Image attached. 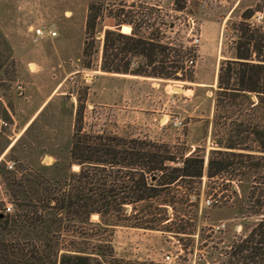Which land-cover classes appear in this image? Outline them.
<instances>
[{
    "label": "rangeland",
    "instance_id": "374dc122",
    "mask_svg": "<svg viewBox=\"0 0 264 264\" xmlns=\"http://www.w3.org/2000/svg\"><path fill=\"white\" fill-rule=\"evenodd\" d=\"M263 3L0 0V167L53 173L41 166L66 161L77 132L81 137L111 136L167 144L176 160L182 153L197 152L204 156L205 167L212 150L225 151L230 143L258 149L254 135L243 133L247 138L241 141L235 130L236 123L259 120V110L250 104L256 95L249 93V99L239 96L238 105L230 106V100L219 97L217 90L219 70L222 65L227 70L226 62L234 56L238 34L234 26L244 11L251 10L247 22L262 25L264 30ZM89 16H94L95 25L87 29ZM123 21L126 24L117 28L116 23ZM124 25L128 32L122 31ZM36 29L42 31L41 36L35 34ZM133 29L177 49L181 68L164 78L158 63L146 66L143 57L127 52V40L119 33L128 35ZM109 31L115 33L107 38ZM107 64L119 70H103L102 65ZM135 71L138 74H133ZM172 85L187 92L178 93ZM219 98L224 106L218 104ZM161 116L163 121L167 118L163 124ZM72 170L78 171L80 166L73 164ZM106 170L111 173L109 180L117 178L116 168ZM125 172L121 169L117 175ZM177 184L170 186L169 196H186L187 203L159 206L158 216L174 218L171 223L159 222V229L176 231L183 218L186 234L105 226L100 216L97 223V214H92L90 222L96 226L86 225L91 234L87 251L96 257L90 264H219L217 255L204 261L208 252H216L211 239L203 237L207 228L224 223V232L214 238L220 241V249L244 233L240 224L245 220L233 209L235 197L230 191V185L237 189L241 184L238 177L226 172L213 178L203 174L201 179ZM207 200L214 203L208 207ZM0 201L4 208L12 204L14 211L1 174ZM148 203H127L119 216L139 215ZM115 218L107 216L104 222L126 223ZM166 253L173 256L170 263L163 262Z\"/></svg>",
    "mask_w": 264,
    "mask_h": 264
},
{
    "label": "trees",
    "instance_id": "16d2710c",
    "mask_svg": "<svg viewBox=\"0 0 264 264\" xmlns=\"http://www.w3.org/2000/svg\"><path fill=\"white\" fill-rule=\"evenodd\" d=\"M251 16V10L244 11L241 21L234 26L238 33L234 56L227 60V70L223 65L219 70L217 91L219 97L230 100V106L238 105L239 96L249 99V93L256 95V101L250 99V104L259 110V120L236 123L235 130L241 141L247 138L243 133L254 135L258 149L238 148L230 143L225 151L212 150L205 167L204 156L197 152L182 153L176 160L167 144L111 136L81 137L77 132L66 161L41 166L53 173L0 167L2 182L14 205L13 212H6L4 202L0 201V264H90L96 257L87 251L91 234L86 225L96 226L90 222L92 214H98L105 226L186 234L187 222L183 218L179 219L184 222L182 227L176 231L159 229V222L174 220L168 215L158 216L159 206L187 203L186 196H169L170 186L201 179L203 174L213 178L224 172L238 177L241 183L237 189L230 185V191L235 197L233 209L245 220L240 224L244 233L219 249L220 241L214 238L224 230L207 228L203 238L211 239L216 254L208 252L204 261H212L217 255L219 264H264V30L262 25L247 22ZM123 23L126 24L117 22V28ZM94 25V16H89L87 29ZM122 31L128 32L129 27L124 25ZM112 33L115 32H107V38ZM119 36L127 40V52L143 57L146 66L158 63L161 77L169 78L181 68L179 51L154 42L153 36H141L135 29ZM102 69L119 70L108 64L102 65ZM218 101L224 106V100ZM73 164H78L80 170H72ZM107 168H116L117 178L109 180L111 173H105ZM121 169H126L124 176L117 175ZM146 201L149 203L140 209L139 215L134 207L136 216H119L123 205ZM111 215L126 223L104 222Z\"/></svg>",
    "mask_w": 264,
    "mask_h": 264
},
{
    "label": "built area",
    "instance_id": "2783aa9c",
    "mask_svg": "<svg viewBox=\"0 0 264 264\" xmlns=\"http://www.w3.org/2000/svg\"><path fill=\"white\" fill-rule=\"evenodd\" d=\"M35 34L37 36H41L42 35V31L40 29H36L35 30ZM50 34L51 35H54L55 33L54 32H51ZM197 41H198V39H195L194 40V42H197ZM189 64H192V60H189ZM177 123H180V122H177ZM8 168L11 169L12 168V165L11 164H8ZM215 202H217V201L215 200ZM213 203H214L213 200H207L205 205L209 207ZM5 211L6 212H12V204H6ZM224 228H225V224L224 223H219L217 226H215V229L216 230H224ZM172 260H173V256L170 253H166L164 255V257H163V262H165V263H170Z\"/></svg>",
    "mask_w": 264,
    "mask_h": 264
},
{
    "label": "crops",
    "instance_id": "0c3cea01",
    "mask_svg": "<svg viewBox=\"0 0 264 264\" xmlns=\"http://www.w3.org/2000/svg\"><path fill=\"white\" fill-rule=\"evenodd\" d=\"M151 85H156V86H159V83H152ZM173 86V89H175L174 87H176L175 85H172ZM171 86V87H172ZM176 91V90H175ZM178 93H182V94H185L186 92H187V90H183V91H177ZM164 117L166 116H168V115H163ZM163 116H161L160 118H159V122H160V124H163L165 121H166V119L167 118H165V120L163 121ZM187 154V153H186ZM97 216V223H100V219H99V215L97 214L96 215ZM120 228H122V229H126V230H141L143 233L145 232V231H151V230H144V229H137V228H129V227H120Z\"/></svg>",
    "mask_w": 264,
    "mask_h": 264
},
{
    "label": "water",
    "instance_id": "95a60500",
    "mask_svg": "<svg viewBox=\"0 0 264 264\" xmlns=\"http://www.w3.org/2000/svg\"><path fill=\"white\" fill-rule=\"evenodd\" d=\"M175 90L183 91L184 89L182 87H176Z\"/></svg>",
    "mask_w": 264,
    "mask_h": 264
}]
</instances>
